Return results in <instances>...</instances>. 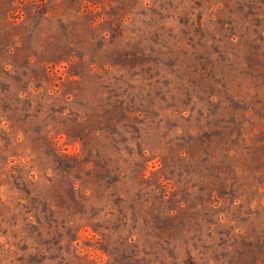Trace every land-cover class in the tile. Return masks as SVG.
Instances as JSON below:
<instances>
[{"label": "rangeland", "instance_id": "obj_1", "mask_svg": "<svg viewBox=\"0 0 264 264\" xmlns=\"http://www.w3.org/2000/svg\"><path fill=\"white\" fill-rule=\"evenodd\" d=\"M0 264H264V0H0Z\"/></svg>", "mask_w": 264, "mask_h": 264}]
</instances>
